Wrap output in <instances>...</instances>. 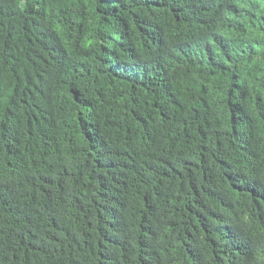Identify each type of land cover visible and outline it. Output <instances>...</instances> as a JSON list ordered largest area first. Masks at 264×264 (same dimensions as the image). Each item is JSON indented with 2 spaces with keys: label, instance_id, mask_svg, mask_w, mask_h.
Listing matches in <instances>:
<instances>
[{
  "label": "trees",
  "instance_id": "1",
  "mask_svg": "<svg viewBox=\"0 0 264 264\" xmlns=\"http://www.w3.org/2000/svg\"><path fill=\"white\" fill-rule=\"evenodd\" d=\"M0 264H264V0H0Z\"/></svg>",
  "mask_w": 264,
  "mask_h": 264
}]
</instances>
